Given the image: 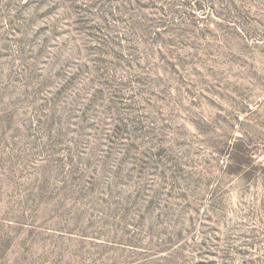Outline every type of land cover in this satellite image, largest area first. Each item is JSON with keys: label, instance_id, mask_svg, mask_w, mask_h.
<instances>
[{"label": "rangeland", "instance_id": "374dc122", "mask_svg": "<svg viewBox=\"0 0 264 264\" xmlns=\"http://www.w3.org/2000/svg\"><path fill=\"white\" fill-rule=\"evenodd\" d=\"M239 137L264 0H0V264H264Z\"/></svg>", "mask_w": 264, "mask_h": 264}, {"label": "trees", "instance_id": "16d2710c", "mask_svg": "<svg viewBox=\"0 0 264 264\" xmlns=\"http://www.w3.org/2000/svg\"><path fill=\"white\" fill-rule=\"evenodd\" d=\"M234 148V149H233ZM262 158L258 160V158ZM228 167H234V164H237L232 171V173L239 172L243 166L247 165L249 168L246 170L247 178L252 181L253 185L259 187L261 196H256L257 200L264 198V154H258L256 151L248 149L241 144V138H237L236 142L232 146V150L228 153L227 156ZM231 170V169H230ZM257 216L262 218L264 216V211L259 209ZM245 252H242L244 254Z\"/></svg>", "mask_w": 264, "mask_h": 264}]
</instances>
